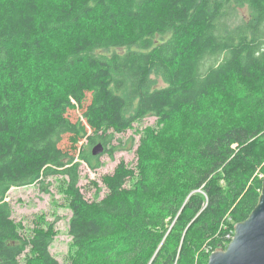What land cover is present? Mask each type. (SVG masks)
Returning a JSON list of instances; mask_svg holds the SVG:
<instances>
[{"label": "trees", "instance_id": "16d2710c", "mask_svg": "<svg viewBox=\"0 0 264 264\" xmlns=\"http://www.w3.org/2000/svg\"><path fill=\"white\" fill-rule=\"evenodd\" d=\"M146 117L137 175L120 162L87 201L81 163ZM257 172L264 0H0V264H62L53 223L25 238L4 200L60 175L68 264H206L256 206Z\"/></svg>", "mask_w": 264, "mask_h": 264}, {"label": "rangeland", "instance_id": "374dc122", "mask_svg": "<svg viewBox=\"0 0 264 264\" xmlns=\"http://www.w3.org/2000/svg\"><path fill=\"white\" fill-rule=\"evenodd\" d=\"M124 51V49L116 50L117 53H123ZM158 85H161V83ZM80 116V110L68 113V117L72 121L80 118ZM156 121L155 117H146L135 123L131 130L114 134L110 146H118L122 149L115 152L112 159L107 154L100 156V168L92 170L85 163H81L78 187L87 201L100 200L106 196L108 190L102 180L105 176L111 175L120 162L134 169L137 175V149L145 131L148 128H154ZM62 147L68 149L67 138H64ZM257 177L263 180L264 173L257 172ZM135 180L136 177L127 181V186L133 185ZM45 183H49V185L45 187L39 184L12 187L4 200L9 203L12 210V219L16 224L21 225V235L25 238L32 237L33 229L39 223L44 222L46 223L45 226L53 223L56 233L49 248L50 253L60 263L68 264L71 258L72 239L68 233L71 211L67 207V198L63 191L66 178L61 175L53 176L47 178ZM46 190L49 192L47 193ZM20 264H25V257H20Z\"/></svg>", "mask_w": 264, "mask_h": 264}, {"label": "water", "instance_id": "95a60500", "mask_svg": "<svg viewBox=\"0 0 264 264\" xmlns=\"http://www.w3.org/2000/svg\"><path fill=\"white\" fill-rule=\"evenodd\" d=\"M102 152L100 144L92 149L93 156ZM206 264H264V178L254 209L246 220L234 225L229 243L212 251Z\"/></svg>", "mask_w": 264, "mask_h": 264}]
</instances>
